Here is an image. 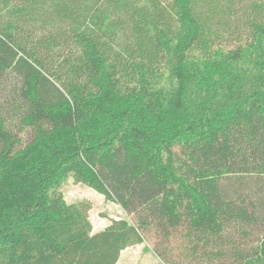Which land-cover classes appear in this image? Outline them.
Here are the masks:
<instances>
[{"label":"trees","instance_id":"16d2710c","mask_svg":"<svg viewBox=\"0 0 264 264\" xmlns=\"http://www.w3.org/2000/svg\"><path fill=\"white\" fill-rule=\"evenodd\" d=\"M9 80L31 136L0 106V264H116L145 235L167 264H264V0H0ZM70 177L129 220L92 233Z\"/></svg>","mask_w":264,"mask_h":264},{"label":"rangeland","instance_id":"374dc122","mask_svg":"<svg viewBox=\"0 0 264 264\" xmlns=\"http://www.w3.org/2000/svg\"><path fill=\"white\" fill-rule=\"evenodd\" d=\"M17 98L14 83L11 80L0 87V106L4 107L8 113V127L19 137L21 144H25L30 139L31 131L27 128L21 129L19 120L14 116L17 111ZM244 178H246L243 179L245 181L244 189H256L254 182L250 178H247V176ZM60 190L66 202L89 201L88 218L92 225V233L104 229L110 225L112 220H129L124 210L117 203L106 199L103 194L85 183L76 182L70 177L63 183ZM254 226L255 228L249 236L244 238L245 241L253 245L264 236V225L261 224V220ZM228 233L234 237L240 235L239 229L231 228ZM155 244V238L145 235L142 242L125 247L121 251L116 264H167L155 251Z\"/></svg>","mask_w":264,"mask_h":264}]
</instances>
